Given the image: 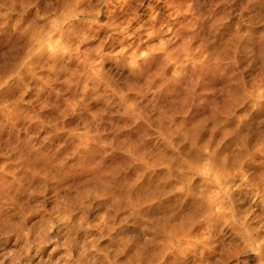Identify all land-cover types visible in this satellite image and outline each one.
Wrapping results in <instances>:
<instances>
[{
  "label": "clouds",
  "instance_id": "9594fccd",
  "mask_svg": "<svg viewBox=\"0 0 264 264\" xmlns=\"http://www.w3.org/2000/svg\"><path fill=\"white\" fill-rule=\"evenodd\" d=\"M0 264H264V0H0Z\"/></svg>",
  "mask_w": 264,
  "mask_h": 264
}]
</instances>
